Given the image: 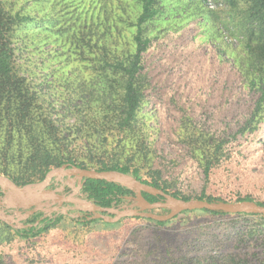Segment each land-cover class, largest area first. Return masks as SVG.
Instances as JSON below:
<instances>
[{
    "label": "rangeland",
    "instance_id": "rangeland-1",
    "mask_svg": "<svg viewBox=\"0 0 264 264\" xmlns=\"http://www.w3.org/2000/svg\"><path fill=\"white\" fill-rule=\"evenodd\" d=\"M246 3L158 0L159 15L142 26L150 45L138 76L141 106L126 126L125 77L113 66L135 54L140 1L0 0L3 22L31 18L11 24L25 92L0 86V176L20 187L40 182L45 167L30 162L44 151L91 170L138 169L180 199L264 205V113L252 117L247 83L264 72L252 70L237 26ZM57 180L58 194L83 199L77 179ZM48 202L0 195V264H264V220L255 215L197 210L165 226L140 217L83 225L64 203L59 225L36 239L16 236L5 209Z\"/></svg>",
    "mask_w": 264,
    "mask_h": 264
},
{
    "label": "trees",
    "instance_id": "trees-1",
    "mask_svg": "<svg viewBox=\"0 0 264 264\" xmlns=\"http://www.w3.org/2000/svg\"><path fill=\"white\" fill-rule=\"evenodd\" d=\"M142 7L141 13L137 20V33L134 37V42L136 46L135 54L132 56L131 60L128 64H124L123 62H119L115 64L113 67L115 70L121 72L125 77V82L123 85V98H122V106H121V119L122 124L129 126L132 121L135 120L137 116V112L141 106L143 94L137 85L138 76L143 70L142 58L143 54L148 50L150 45V40L144 38L142 33V26L147 22L155 19L160 10L157 7L158 0H139ZM206 1V0H203ZM221 1V0H214ZM229 3L230 5H235V0H222ZM210 10L213 7H209ZM213 10L210 11L212 14ZM3 14L0 10V15ZM12 20H8V22H3V18L0 16V86L8 88L9 90H22L25 92L24 87L21 86V83H17V80H20L18 76L17 62L15 59L14 48L11 46V24L27 22L30 21L29 17H21L19 14H16ZM18 21V22H15ZM213 22V21H212ZM213 29H214V25ZM237 26L240 29V34L247 41V48L252 57L251 68L260 69L264 72V0H247L246 8L243 12L242 19L238 22ZM250 88H253L255 95L253 97V115L257 116L260 113H264V76L260 78L253 77L247 82ZM26 96V99H25ZM24 101H27L28 95H24ZM28 106L21 108V113H27ZM23 115V114H22ZM43 154L37 152L30 164L32 167L35 166H43L45 167V175L53 169V165L55 167H61L64 164H71L81 168L80 165H76L73 163H56L52 160L51 155L47 152L42 151ZM98 171H117L125 175L132 176L137 180L143 182L144 184L150 185L157 189H161L167 194H170L167 189L161 186L155 180L153 182H149L145 180L139 173L138 169H130L126 166H115L112 168L104 167ZM11 179V178H10ZM18 186L19 183L12 179ZM43 180V179H42ZM41 180V181H42ZM58 180L54 179L52 181L51 189H58ZM64 191L68 193L71 191L69 188H65ZM3 194V190L0 187V195ZM80 195H82L83 199L88 200L97 206L104 208H120L123 207L127 203H132V201H128V197H135L136 194L132 189L123 187L119 184L109 183L106 181L85 179L82 184V188L80 191ZM176 198H179L175 194H170ZM143 197L150 203H158L162 202L163 198L159 196H153L147 193H143ZM187 200V199H185ZM207 200L209 202H219L215 199H201ZM240 201H252L250 199L238 200ZM261 206H264L261 203H257ZM66 204L55 203L50 207L45 208L42 211L37 213H31L30 210H27L24 207L18 208H6L5 213L11 218L10 227L15 233L16 236L25 240L36 239L46 233L49 229L59 225L66 214L64 213V208ZM72 207L73 204H68ZM204 212L211 213L216 216L227 215L225 213L220 212H210L207 210H203ZM72 213V212H69ZM186 212L180 214L176 218L168 222H160L155 221L158 226H165L170 222L178 219L181 215ZM75 216L73 219L79 224L88 225L90 223L95 222L96 220H89L92 217V214L83 213L76 211L74 212ZM241 215V214H239ZM243 215V214H242ZM247 215V214H244ZM257 216V215H255ZM260 219L264 220L263 216H258ZM124 219L119 221L117 224H120ZM153 221V220H152ZM237 257V255H235ZM230 257V256H228ZM231 261H233V257H231ZM214 263L217 264V258L214 260ZM237 264H252V260H240Z\"/></svg>",
    "mask_w": 264,
    "mask_h": 264
},
{
    "label": "water",
    "instance_id": "water-1",
    "mask_svg": "<svg viewBox=\"0 0 264 264\" xmlns=\"http://www.w3.org/2000/svg\"><path fill=\"white\" fill-rule=\"evenodd\" d=\"M59 178L77 179L81 188L85 179L115 183L132 189L136 196L127 198L129 202L132 201V203H129L127 206L120 208H104L97 206L96 204L85 199H76L71 197L66 198L58 194L59 191L57 189L51 190L52 181ZM0 187L4 193L11 192L21 195H36L51 201L46 203L45 207L42 209L36 208L28 215L42 211L55 203H69L74 205L73 209L76 211L92 214V217L89 218V220H103L112 224L118 223L122 219L128 217H140L153 221L168 222L184 212L197 210H207L210 212H220L230 215L247 214L264 217V206H261L254 201L228 203L209 202L207 200L201 199H180L167 194L161 189L144 184L132 176L125 175L117 171L91 170L71 164H64L61 167L53 168L45 175L42 181L28 184L23 187L18 186L12 179L8 177L0 176ZM143 193L162 197L163 201L158 203H150L143 197ZM19 207H24L26 209L29 208V206L24 205ZM161 209L168 211V213L160 215L152 213L153 211ZM64 213L68 214V212L65 210ZM108 215L113 217L110 218ZM9 220L12 221L11 218H9Z\"/></svg>",
    "mask_w": 264,
    "mask_h": 264
},
{
    "label": "built area",
    "instance_id": "built-area-1",
    "mask_svg": "<svg viewBox=\"0 0 264 264\" xmlns=\"http://www.w3.org/2000/svg\"><path fill=\"white\" fill-rule=\"evenodd\" d=\"M211 7H213V6H211Z\"/></svg>",
    "mask_w": 264,
    "mask_h": 264
}]
</instances>
